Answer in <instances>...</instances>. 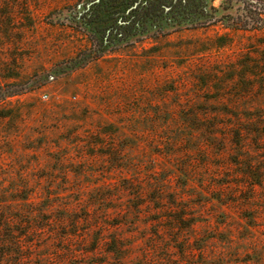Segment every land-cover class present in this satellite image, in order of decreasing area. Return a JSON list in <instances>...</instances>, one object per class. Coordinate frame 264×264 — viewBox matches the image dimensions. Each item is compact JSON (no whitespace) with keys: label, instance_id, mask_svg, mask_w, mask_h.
Masks as SVG:
<instances>
[{"label":"rangeland","instance_id":"374dc122","mask_svg":"<svg viewBox=\"0 0 264 264\" xmlns=\"http://www.w3.org/2000/svg\"><path fill=\"white\" fill-rule=\"evenodd\" d=\"M87 1L0 0V215L57 231L22 264H264V0L58 74L98 49Z\"/></svg>","mask_w":264,"mask_h":264},{"label":"trees","instance_id":"16d2710c","mask_svg":"<svg viewBox=\"0 0 264 264\" xmlns=\"http://www.w3.org/2000/svg\"><path fill=\"white\" fill-rule=\"evenodd\" d=\"M177 2H182V9L167 13V8L172 9ZM212 3L213 0H206V5H204L203 9H200L202 0H88L82 15L79 12L78 16H72L71 22L90 33L98 49L74 61L72 65L60 69L57 73L63 74L74 71L92 60H96L104 49L109 47L114 41L126 42L131 38L138 40L146 37L155 39L170 32L172 29L189 25L194 26L202 22H209L212 19L217 21V10L213 8ZM205 8H207V11ZM211 10L214 12H210ZM205 17L210 19H205ZM65 21H69L66 15L61 14L60 17L56 18V22ZM15 87H17L16 84H13L10 89H0V101L19 95L20 91L14 90ZM23 199L26 200L27 198ZM45 210L44 212H49V207ZM113 214L117 217H123L125 216V211L119 209L114 211ZM13 220L14 218H5L0 215V248H10L14 245L17 248L16 251H2L0 253V264H22L31 258L29 253L31 254L36 250L41 233L50 232L49 236H53L57 232L56 229L49 231L38 226H32L28 230L25 228L23 232H16L10 229L11 227L5 228V225L12 226ZM94 230L97 232L96 240L108 238L107 231H104L105 229H102V227ZM19 235L22 238L32 237V240L21 246V242L15 240V236ZM68 236H75V233H69ZM110 245L119 246L116 242ZM49 246L46 245L41 248L48 249ZM75 251L71 252L74 257L88 255L87 252ZM26 253L27 256L25 255ZM109 254L114 255L116 252L109 251ZM48 256L49 254L41 255L38 259L43 264L47 262Z\"/></svg>","mask_w":264,"mask_h":264}]
</instances>
